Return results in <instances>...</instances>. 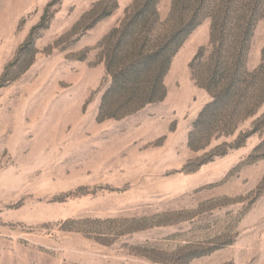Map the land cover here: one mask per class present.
I'll return each instance as SVG.
<instances>
[{
    "label": "rangeland",
    "instance_id": "374dc122",
    "mask_svg": "<svg viewBox=\"0 0 264 264\" xmlns=\"http://www.w3.org/2000/svg\"><path fill=\"white\" fill-rule=\"evenodd\" d=\"M0 264H264V0H0Z\"/></svg>",
    "mask_w": 264,
    "mask_h": 264
}]
</instances>
